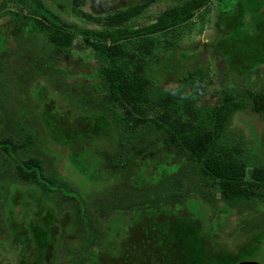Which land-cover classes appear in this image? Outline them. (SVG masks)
Masks as SVG:
<instances>
[{
	"label": "trees",
	"instance_id": "1",
	"mask_svg": "<svg viewBox=\"0 0 264 264\" xmlns=\"http://www.w3.org/2000/svg\"><path fill=\"white\" fill-rule=\"evenodd\" d=\"M212 1L187 0L175 14L134 29L93 31L69 24L43 0H20L21 6L41 23L37 28L22 14L12 19L11 37L22 50L21 62L36 69L40 77L44 66L54 73L60 55L70 50L75 36H79L102 60L105 84L86 87L81 97L70 102L73 107L78 102L90 107L77 117L79 121L94 118L85 131L75 124L61 128L56 125L60 119L43 117L51 141L69 151V165L81 176L78 189L55 172L46 173L49 169L34 153L37 133L24 119L13 124L0 111V188L10 194L5 202L7 212L4 208L2 214L0 228L5 238H0V249L5 243L13 246L21 256L18 264H240L251 261L259 252L264 243V224L250 244L239 251L215 253L208 248L207 240L219 242L225 225L233 226L230 217L235 210L242 206L248 209L244 204H256L263 195L258 192L264 185L260 152L247 149L241 137L228 132V124L238 116L248 124L249 134L257 143L255 150L262 145L247 113L264 119V84L250 83L253 73L264 67V0L219 1L226 13H232L223 17L224 33L213 44L228 69V81L215 105L200 106L196 102L198 94H203L202 76L189 73L180 80V87L172 89L158 88L151 76L157 64L164 73H176L170 65L171 57L155 56L161 45L153 38L189 23ZM141 9V5H133L130 18L138 16ZM81 15L88 22L100 23L91 15ZM39 28L48 43L42 54L35 51L39 49L35 46ZM132 40L137 43L129 52L125 42ZM6 49L0 36V52ZM188 58L189 53H182L179 60ZM245 81L248 89L241 84ZM36 84L49 86L41 81ZM181 97H185L183 104ZM154 110L157 112L149 117ZM155 136L162 138L167 159L178 155L191 163L193 174L184 175L195 183L188 185V191L198 193L199 198L185 193L182 209L176 206L179 190L171 186L176 174L183 176L181 166L156 185L152 160L146 158L145 163L137 165ZM85 143L90 147L85 148ZM107 157L109 160H105ZM93 160L97 170L89 173L87 168ZM12 162L16 170L10 178ZM213 187L216 193L206 191ZM20 188L31 191L29 196L37 201L36 206L16 205L14 191ZM193 201L207 206V222L201 221L203 216L190 204ZM212 208L216 209L213 217ZM211 222L220 224L212 228ZM207 223L210 231L206 230ZM257 227L259 224H254Z\"/></svg>",
	"mask_w": 264,
	"mask_h": 264
},
{
	"label": "rangeland",
	"instance_id": "2",
	"mask_svg": "<svg viewBox=\"0 0 264 264\" xmlns=\"http://www.w3.org/2000/svg\"><path fill=\"white\" fill-rule=\"evenodd\" d=\"M27 1L31 2L32 0ZM43 1L47 8L58 14L69 24L75 25L83 30L101 31L104 29L118 28L134 29L165 19L175 14L178 6L187 0H150L151 2H149V0ZM219 1L220 0H213L207 7L202 8L201 11L198 12L192 21L184 26L178 27L166 34H159L153 38L157 41L158 45H161L160 48L155 51V56L171 57L170 65L176 72L170 73L168 71L164 73L161 71V65L157 64L153 72H151L156 86L161 89L178 88L181 85L180 80L189 73L202 76V78L204 77V80H201L204 87L202 89L203 94H198L200 96L196 98V102L200 106L215 105L222 95V90L228 81L225 76V71L228 70L227 65L221 56L213 49V44L218 41L224 33L221 26L223 17L232 12L227 11L228 13H226L225 10L221 8ZM251 2L256 3L257 1L254 0ZM133 5H141L142 9L138 16L130 18V10ZM223 6L225 7V4H223ZM74 11L76 13H74ZM81 13L99 19L100 23L94 24L88 22L83 19ZM21 14L23 17L29 18L36 27H41L40 18L31 16L28 9L21 6L20 0H0V36L4 38V46L7 48L6 51L0 52V111L10 123L18 124L19 121L23 122L25 120L27 127L37 133L34 153L39 155L43 160L45 168L49 169L46 173L55 172L56 175L67 179L69 184L74 185L78 189L77 184H79L78 181H80L81 176L69 165V159L67 158L69 151L62 146H56L51 141L43 117L45 116L48 119H60V123L56 122L58 127L71 128V126L75 124L78 129L81 128L80 131H85L86 124L92 123L94 118L92 117L88 120L83 119L79 121L77 117H82V113L88 111L90 107L87 105H80V102H78L79 105L73 107L70 105V102L76 97H81L86 87L94 88L98 83L104 86V75L102 73L104 64H102L99 55L82 37L75 36L72 48L60 55L57 61V71L52 73L50 68L44 66L42 77L38 76L35 71L36 69L19 60L22 50L19 49L20 46L11 37L12 19ZM248 19V17L245 18V20ZM247 27L250 28L249 26ZM35 39L37 40L35 46L39 47V49L36 48L35 51L42 54V51L48 47V43L44 39L40 28L37 30ZM135 43H137V40L125 42V46L129 52L132 51V46ZM182 53H189L190 58L179 60L180 54ZM176 63L178 65H175ZM119 73L122 74L123 70L119 69ZM38 81H41L43 84L47 83L49 86L47 88L44 86L38 87V84H36ZM255 81L260 83V85L264 84V67L261 68L258 73L254 72L251 76L250 83L253 84ZM241 84L245 89H248L249 83L247 81ZM187 89L191 91L188 86ZM253 89L256 90L257 86ZM184 99L185 97H181V104H183ZM44 109L45 113L43 111ZM24 111L27 113L23 116ZM156 112L157 110L150 111L149 117H153ZM42 113H44V115ZM119 113L121 115L124 113L121 108H119ZM247 116L249 120L251 119L250 124L254 125V130L258 131L262 138V145L258 150H255L257 143L254 141L251 134H249L248 124L239 120L238 116L229 122L228 132L241 137L244 141V146L253 153H256V151L260 152V156L264 161V119H255L250 112L247 113ZM108 137H110V135ZM84 147L87 148L90 146L85 143ZM166 151V146L162 142V138L160 136H155L151 147L146 149V154L137 161V165L145 163L146 158L152 160L153 165L151 171L156 185L173 176L181 166L184 177L182 175L177 177L176 174L175 180L171 186L174 190H179L178 197L180 199L178 198L176 206H179L178 209H182L181 200L184 198L185 193L189 192L188 185L192 183H190L184 175L188 173L187 175L190 176L189 173L192 172V170H190L191 163L178 155H174L172 158L167 159L165 156ZM76 152H78V149ZM105 160H109V158L107 157ZM81 162L82 161H80V163ZM106 162L109 163V161ZM106 162L103 164L106 165ZM174 165L179 166L173 169ZM9 168H11L10 178H13L12 174L16 170L14 162L10 164ZM187 168H189L188 171ZM87 169L89 173L97 170L94 160L90 168ZM191 174H193V172ZM178 181L181 182L178 183ZM194 184L193 182L192 185ZM203 185L204 184H199V187H203ZM216 190L217 189H214V187L206 188V191L209 193H216ZM258 192L260 195H263L261 199L257 200L256 204L247 203L244 204V206L248 209L244 210L242 206L235 210L234 215L230 217L233 226H229L228 224L225 225V229L222 230L220 234L222 238H217L216 236L219 242L214 239L207 240V246L210 250L215 253L232 250L239 251L240 248L250 244L254 236L253 234L263 229L264 185L258 189ZM189 193H192L191 196L193 198H199L198 193L192 190ZM29 194H31V191H28V189L24 190L20 188L19 190H15L16 205L19 206L21 203H26L25 205L27 207L28 204L31 205L35 203L34 206H36L37 201L30 199ZM7 195L10 194H7L3 188H0V225H2L3 210L4 208L5 211L7 209V205L5 206L6 197H9ZM55 196L60 201L63 200L61 195L55 194ZM23 200L25 202H23ZM67 201L72 202L73 199L68 198ZM191 203L194 205L193 207L196 208H193V210L199 211L203 216L201 221L205 222L207 220L205 213L207 206L197 201L190 202V204ZM127 205L126 207H128ZM215 213L216 209L212 208L210 216L213 217ZM256 223L259 224V227L254 228V224ZM209 224H211L212 228H215L220 222L217 224L211 222ZM5 225H7L6 222ZM206 230L210 231L208 223ZM117 235L120 237L122 233L120 232ZM235 235L241 236L240 239L235 238ZM0 238L2 240L5 238V232L1 228ZM4 245L5 248L0 249V264H18L21 259L19 252L9 244L6 245L5 243ZM249 262L264 264V243L259 252H257V254L254 253Z\"/></svg>",
	"mask_w": 264,
	"mask_h": 264
},
{
	"label": "water",
	"instance_id": "3",
	"mask_svg": "<svg viewBox=\"0 0 264 264\" xmlns=\"http://www.w3.org/2000/svg\"><path fill=\"white\" fill-rule=\"evenodd\" d=\"M240 264H260V263H256V262H242Z\"/></svg>",
	"mask_w": 264,
	"mask_h": 264
}]
</instances>
